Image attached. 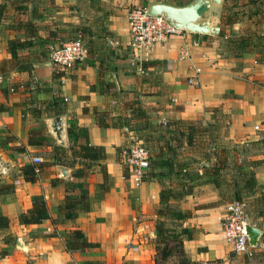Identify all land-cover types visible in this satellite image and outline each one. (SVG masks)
Masks as SVG:
<instances>
[{
	"label": "crops",
	"instance_id": "crops-1",
	"mask_svg": "<svg viewBox=\"0 0 264 264\" xmlns=\"http://www.w3.org/2000/svg\"><path fill=\"white\" fill-rule=\"evenodd\" d=\"M107 2L121 7L127 0ZM52 3L49 17L40 18L29 11L31 15L20 24L19 30L16 25L6 24L7 15L18 12L11 9L8 0L0 3L6 10L0 16V24L6 25L0 26V60L9 58L7 40H30L33 42L20 52L25 51L22 56L36 66L31 65L29 74L11 71L0 76V213L8 221L5 234L14 240L8 246L0 241V249L7 251L0 257V264H154V223L161 185L147 173L135 184L123 162L122 152L131 140L127 131L123 126L98 128L91 115L92 111L103 112L105 108L103 81L107 89L110 83L118 88L117 80L122 72L117 64L126 63L125 56L112 57L108 51L100 58L92 41L86 45L85 58L72 68L56 70L52 65L43 66L47 59L41 56H45L46 48L59 45L61 39L71 34L75 36L77 0H52ZM222 3L221 10L231 8L235 18L229 25H222V14H219L218 36L186 32L172 35L154 46L138 65L139 70L135 65L131 74L147 75L152 90L146 96V103H158L161 112L168 115L166 118L205 124L215 114L226 115L224 143L259 142L254 126L260 128L257 132L264 131V2L222 0ZM117 11L109 17L112 38L107 41L110 50L125 51L128 26ZM43 19L46 20L42 22ZM27 27H34L32 38ZM12 28L16 29L12 31ZM108 62H112L111 69ZM54 72L62 75L53 79ZM56 81L59 85L54 84ZM57 90L65 100V128L66 121L73 118L78 126L87 128L88 144L104 149L103 160L87 163L91 174L78 180L87 186L88 211L68 220L57 214L56 207L62 201L64 184L70 181L72 169L50 164L53 147L60 146L48 131L47 118L34 115L37 102L49 100ZM83 108L88 110L87 114H82ZM152 110L150 107L149 111ZM30 131L39 132L44 139L43 146L28 145ZM65 139L66 146L60 148L69 146L66 130ZM255 154L254 160L264 161L262 149ZM33 157L40 158L41 162L33 164ZM74 161L73 168L81 166L80 159L75 157ZM25 165L41 166L35 182L23 181L20 168ZM263 166L264 162L256 166L254 180L258 186H264ZM61 168L66 169V178L60 176ZM53 180L56 182L51 185ZM38 195L42 196L49 217L57 223L47 219L35 225L20 224L19 216L30 208L31 197ZM218 200L217 189L200 182L180 202L181 210L192 212L191 218L175 221L177 228L193 231V239H182L186 263L264 264V256L247 259L235 254L224 242L222 219L226 204ZM249 225L262 232L254 223ZM73 228L81 230L86 241L96 247L83 252H65L63 245ZM255 249L264 252L262 238ZM162 264L176 262L170 257Z\"/></svg>",
	"mask_w": 264,
	"mask_h": 264
},
{
	"label": "rangeland",
	"instance_id": "rangeland-1",
	"mask_svg": "<svg viewBox=\"0 0 264 264\" xmlns=\"http://www.w3.org/2000/svg\"><path fill=\"white\" fill-rule=\"evenodd\" d=\"M4 1L7 0H0V3ZM8 1L9 3H13V6L24 8L23 10L20 9L18 14L7 15L8 23L6 24H13V26L16 25L18 30L20 29V24L26 22L31 15L28 13L29 11L35 12L40 18H46L52 14V0ZM187 1L188 0H127L122 6L119 5L121 7H115L107 2V0H77L75 7L77 10V21L75 23L76 28L73 29L75 36L74 34H71V36L61 39V42L65 43L74 38H79L82 41L86 52V45L93 41V45L99 51L98 57L100 56V58L106 56L108 51L112 57L121 58L125 56L127 64H117L119 66V72H122L119 74L120 78L118 77L119 79L117 80L118 88L116 89V86L113 83H110L111 85L109 86L111 87L108 86L109 88L107 89L105 88L107 84L104 83V81L102 83L101 88L105 93V108L103 109V112L108 119L109 125H112V123H110L112 120V122H116V125L123 126V129L127 131L131 138L130 142L139 143L145 146L152 157L156 154V149H151V146H153L156 141L159 145H164L166 140L169 141V146L173 149L167 150L166 153H168V155L172 154L175 158V161L173 162L181 164L183 169L177 175L173 170L171 174H165V172H163L162 176H155L163 190H171L173 193L171 196L174 197L177 195V192L180 191V187L184 180L193 182V185L204 182L205 177L201 175V166L205 158L203 156L208 155V157L212 159L213 157H210L209 154L213 152V149L215 148L217 151L222 149L223 152L219 154V158L223 156L225 159L226 169L216 172L215 175L212 174L213 178L221 183L220 190H217L219 199L218 203L227 204V202L231 201L232 194L235 191L239 192L240 202L244 205V212L249 224L254 223L260 229H264V186L256 185L254 180L256 166L264 161H256L253 159L254 156H256V151L258 152V150L262 149L264 152V144L259 143L260 141L237 144L230 142L224 143L222 136L226 134V127L228 126L226 115L215 114L214 118L205 124L199 122H180L166 118L168 115L161 112V106L158 103L153 105L146 103L148 102L146 96L150 93L152 88L148 85L147 75L139 74L136 76L131 74L132 68L135 66H131L130 63H128L132 58L129 50L123 51V49L112 51L109 49L111 45H109L110 43H108V41L112 38V34L109 31L108 22L109 17L115 13V9H118L117 12H120L118 15L122 16L127 22V12L133 7L146 9V7L152 3H166L174 6H182V4ZM261 2H264V0H261ZM259 7L262 8L263 6ZM220 10L217 11L216 15L220 14L221 16L222 14L226 16L232 12L229 7H224V9ZM44 20L46 19H43L42 22H44ZM0 26L5 27L6 25L3 22ZM42 26L43 25H40L41 28ZM15 29L16 28H12V31ZM41 32H43V29H41ZM15 35L16 34L14 33V36ZM37 42L39 43V41ZM45 51L46 60L50 49L46 48ZM22 52H19L21 56ZM111 63L108 62V69H111ZM52 66L57 70L58 67L54 65ZM136 68L139 69L138 66ZM106 76L107 74H105V78ZM128 82L129 85H127ZM132 82L133 85L131 87L130 84H132ZM153 92H156V90ZM140 95L142 96L140 97ZM131 100H136L137 103L135 105L133 104V108L129 109V102H132ZM140 102H142L143 105H141ZM150 107H152V111H149ZM167 122L171 123L168 127H157L159 123L166 124ZM254 132L257 137H260L259 140L264 136V131ZM179 133H183V136L179 137V135H181ZM186 133L191 134V141L189 143L186 141L187 144L185 142ZM159 170L154 169L153 172L157 174ZM250 179L255 182V185L251 187L250 190L246 191L242 188L243 182L244 180ZM181 201L182 200L178 201L172 198H169L168 200V202L175 207L174 209L180 207ZM165 223L166 222H164L165 228L168 230L176 229V226L178 225L174 221H168V223ZM4 234V230H0V241Z\"/></svg>",
	"mask_w": 264,
	"mask_h": 264
},
{
	"label": "trees",
	"instance_id": "trees-1",
	"mask_svg": "<svg viewBox=\"0 0 264 264\" xmlns=\"http://www.w3.org/2000/svg\"><path fill=\"white\" fill-rule=\"evenodd\" d=\"M183 3L185 5L188 3ZM251 3L255 2V0H250ZM10 5H14L10 3ZM11 7V6H10ZM227 8V7H226ZM13 11L19 12L20 9L17 6L11 7ZM6 12L5 6L0 5V16ZM235 18V14L231 13L228 15H222L221 24L229 25ZM30 38L33 37L34 27H29L27 29ZM240 40V38H238ZM30 40L21 41L19 39H10L7 40L6 45L9 52V58L0 60V76L5 73L16 71V72H25L29 74L32 71L31 63L25 60V58L19 55V52L22 48L31 44ZM42 54V53H41ZM41 59H45V56H41ZM62 75L60 72H54L53 79H57ZM55 85H59L56 81ZM12 91H14L13 86L10 87ZM129 102V109L133 108V104L135 105L136 100H131ZM36 108H34V115L36 117L43 116L44 118L54 117L57 115L64 114L65 111V100L59 93V91H54L49 100L37 102ZM88 110L86 108L82 109V114H87ZM94 124L101 129L105 128H118L121 129L122 126L116 125V122H111L112 125H109L108 119L105 116L104 112L92 111L91 113ZM182 122V121H180ZM170 122L159 123L157 125L158 128L168 127ZM66 136L68 138V147L66 149L60 147H53L52 156L50 157V164L57 165L62 167L71 168V179L69 182L64 184V192L62 195V201L56 207V212L58 215L62 216V219H74L78 214L86 213L89 209L88 197L86 194V183L78 182L79 179L87 178L90 172V165L87 163L95 162L103 160L104 158V149L99 146H90L86 139L87 128L84 126H78L70 117L66 121ZM179 137L183 136V133H179ZM191 141V134L186 133L185 142ZM261 144H264V136L259 140ZM28 145L33 146H43L44 139L40 137L38 131H30L28 133L27 138ZM186 142V144H187ZM169 141L166 140L164 145H159L156 141L151 149L155 150V155L152 157L151 154L148 161V168L146 173L150 175V177L162 176L163 172L165 174H171L174 170L176 175L180 173L183 169L181 164L174 163L175 158L172 154L168 155L166 153L167 150H171V146H169ZM223 152L222 149L215 150L209 154L212 159L208 157V155H204L202 168V176L205 177L204 183L212 184L218 191L220 190V181L213 178L212 174L215 175L216 172L220 170L226 169V163L223 156L219 158V154ZM77 157L82 161L81 166L78 168H73L75 163L74 158ZM119 154L116 155L117 161L119 160ZM207 164V165H205ZM43 166V165H42ZM41 166H31L25 165L20 168L22 179L25 182L33 183L35 182L37 173L41 170ZM154 169L159 170L157 174L153 171ZM125 176V174H124ZM211 176V177H210ZM208 181V182H207ZM55 180L51 181L50 184L54 185ZM193 182L184 180L183 184L180 187V191L177 192V195L172 197L173 193L171 190H163L161 187L158 199H159V207L155 212L157 217L156 223L154 225V230L156 233V245L154 247L155 250V258L154 264H159L165 262L168 258L174 257L176 264H187L182 252V239L191 240L193 239V231L187 230L185 228H177L176 229H166L164 222L168 223V221H182L192 217V212L189 210H181L180 207L178 209H174L171 203L168 202L169 198L175 200H183L186 196L192 194L194 185ZM255 185L252 179L244 180L242 188L248 191ZM7 189V188H5ZM103 190V187L100 188ZM264 199V196H263ZM240 202L239 192H234L231 197V201L227 202ZM264 204V203H263ZM173 208V209H171ZM50 219L52 224L57 223V220L51 219L48 215V211L46 208V204L42 198V196H33L31 197V206L28 210L22 213L19 216V223L22 225H35L39 224L44 220ZM165 223V224H166ZM8 221L7 219L0 213V230H4L7 228ZM262 241L264 242V229H262L261 235ZM260 238V239H261ZM1 241L4 245L8 246L14 243V240L10 235L4 234L1 238ZM96 245L89 243L84 238L83 233L78 228H73L69 232V238L66 243H64L63 248L64 251L70 253L72 251H80L83 252L87 249L95 248ZM253 257L264 256V252H256ZM7 254L6 249H0V257H3Z\"/></svg>",
	"mask_w": 264,
	"mask_h": 264
},
{
	"label": "built area",
	"instance_id": "built-area-1",
	"mask_svg": "<svg viewBox=\"0 0 264 264\" xmlns=\"http://www.w3.org/2000/svg\"><path fill=\"white\" fill-rule=\"evenodd\" d=\"M127 26L129 37L124 47L129 50L132 56L130 65H136V67L154 46L162 44L172 35L181 33L170 27L160 17L146 16L144 8L133 7L127 12ZM85 54L82 41L79 38H74L51 48L47 61L60 69H69L81 63ZM254 130L261 131L258 126H254ZM122 155L129 178L138 184L148 168L150 157L148 149L142 144L130 142L124 148ZM31 161L33 164L41 162L38 157H33ZM247 225L249 222L244 212L243 203H227L222 219L223 240L235 254L252 259L255 249L247 244L245 237Z\"/></svg>",
	"mask_w": 264,
	"mask_h": 264
},
{
	"label": "water",
	"instance_id": "water-1",
	"mask_svg": "<svg viewBox=\"0 0 264 264\" xmlns=\"http://www.w3.org/2000/svg\"><path fill=\"white\" fill-rule=\"evenodd\" d=\"M222 0H190L182 6H174L166 3H152L145 9L148 17H160L170 27L190 34L208 36L219 35V15L217 11L222 8ZM217 18V19H216ZM52 65L49 61L43 66ZM32 67H36L32 65ZM49 133L58 146L65 147V120L64 114L46 119ZM60 176L66 178V169H60ZM262 232L250 225L246 226L247 244L255 249L261 238Z\"/></svg>",
	"mask_w": 264,
	"mask_h": 264
}]
</instances>
